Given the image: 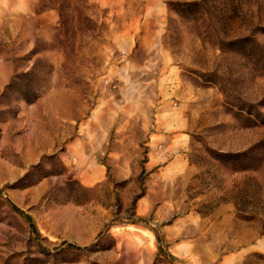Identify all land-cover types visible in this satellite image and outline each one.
Wrapping results in <instances>:
<instances>
[{
    "label": "rangeland",
    "instance_id": "obj_1",
    "mask_svg": "<svg viewBox=\"0 0 264 264\" xmlns=\"http://www.w3.org/2000/svg\"><path fill=\"white\" fill-rule=\"evenodd\" d=\"M147 1L0 0V264H264V0ZM42 116L132 164H23Z\"/></svg>",
    "mask_w": 264,
    "mask_h": 264
},
{
    "label": "crops",
    "instance_id": "obj_2",
    "mask_svg": "<svg viewBox=\"0 0 264 264\" xmlns=\"http://www.w3.org/2000/svg\"><path fill=\"white\" fill-rule=\"evenodd\" d=\"M93 3L101 7H112L115 6L120 0H90ZM165 7L162 0H148L144 12L149 14H154V11H164ZM46 12L40 13V15H45ZM49 14H53L52 10ZM152 18H147L146 15L141 16V22L146 20H151ZM45 97H38L33 103H31V110L33 108L39 107L45 102ZM48 114V112H46ZM32 115V114H31ZM45 117L37 120V128L35 129L33 125L30 128H25L21 135H29V145L28 148L33 151V157L30 159V155L22 153L21 156L25 160L23 164L31 165L38 161L39 157L43 153L56 152L60 162L63 165L77 167V174L75 175L78 184L82 187H92L99 183L107 173L106 166L114 165H124L132 164L126 162H116L113 158L117 157L113 152L112 144L107 146V138L103 137L102 132H98V128L94 127L96 130L93 138L90 140L85 139H65L59 130H54L48 122H46ZM35 129V130H34ZM102 130V129H101ZM145 141V146L147 150L155 147V145L161 143V140H165V148L172 151L177 150L181 146V141L176 139V134L165 135L159 132H153L151 135L147 136ZM128 140V139H127ZM126 140V141H127ZM129 142V140L127 141ZM16 147L17 144L15 143ZM118 147V146H117ZM122 159V157H120ZM154 161L153 164H158L159 161ZM112 171V170H111ZM113 173H117L113 170ZM119 175V174H116Z\"/></svg>",
    "mask_w": 264,
    "mask_h": 264
},
{
    "label": "trees",
    "instance_id": "obj_3",
    "mask_svg": "<svg viewBox=\"0 0 264 264\" xmlns=\"http://www.w3.org/2000/svg\"><path fill=\"white\" fill-rule=\"evenodd\" d=\"M200 4L199 0H191V1H182L178 3V6H180L179 8L183 11V12H188L190 13L194 7L198 6ZM249 40L248 38H240V39H235L229 42V44L231 45H236L239 44L240 42H249L247 41ZM38 97V94L35 92H32L31 95L29 97H22V100L27 103L30 104L32 102H34ZM17 111L13 112V116L16 115ZM27 217V216H26ZM29 226L32 229V231H34L37 234V231L34 227V225L31 223V221L29 222Z\"/></svg>",
    "mask_w": 264,
    "mask_h": 264
}]
</instances>
